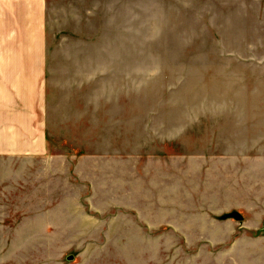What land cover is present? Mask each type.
I'll return each mask as SVG.
<instances>
[{"label": "rangeland", "instance_id": "374dc122", "mask_svg": "<svg viewBox=\"0 0 264 264\" xmlns=\"http://www.w3.org/2000/svg\"><path fill=\"white\" fill-rule=\"evenodd\" d=\"M11 4L43 152L0 157V264H264V85L227 68L229 1Z\"/></svg>", "mask_w": 264, "mask_h": 264}, {"label": "crops", "instance_id": "0c3cea01", "mask_svg": "<svg viewBox=\"0 0 264 264\" xmlns=\"http://www.w3.org/2000/svg\"><path fill=\"white\" fill-rule=\"evenodd\" d=\"M227 1V36L221 43L225 44L227 68L236 69L232 71L234 75H257L264 85V0ZM11 15V0H0V157L16 154L12 150L15 144L27 155H40L44 57L40 47L21 51L15 46L24 41L12 36L18 34L21 38L24 34L31 38L37 31L29 25L10 27ZM28 124L36 126L31 129ZM27 131L30 138H24L38 142L37 147L29 148L26 141L20 146V136Z\"/></svg>", "mask_w": 264, "mask_h": 264}, {"label": "water", "instance_id": "95a60500", "mask_svg": "<svg viewBox=\"0 0 264 264\" xmlns=\"http://www.w3.org/2000/svg\"><path fill=\"white\" fill-rule=\"evenodd\" d=\"M235 216H237L238 218H241L240 214L235 213Z\"/></svg>", "mask_w": 264, "mask_h": 264}]
</instances>
